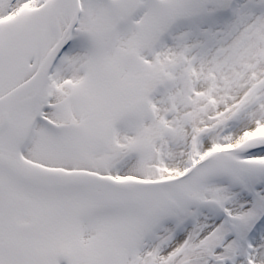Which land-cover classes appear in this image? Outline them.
I'll return each mask as SVG.
<instances>
[{"label":"snow or ice","instance_id":"snow-or-ice-1","mask_svg":"<svg viewBox=\"0 0 264 264\" xmlns=\"http://www.w3.org/2000/svg\"><path fill=\"white\" fill-rule=\"evenodd\" d=\"M0 264H264V0H0Z\"/></svg>","mask_w":264,"mask_h":264}]
</instances>
